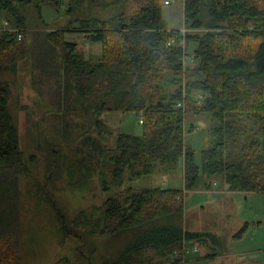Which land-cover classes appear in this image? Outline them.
I'll use <instances>...</instances> for the list:
<instances>
[{
	"label": "trees",
	"instance_id": "trees-1",
	"mask_svg": "<svg viewBox=\"0 0 264 264\" xmlns=\"http://www.w3.org/2000/svg\"><path fill=\"white\" fill-rule=\"evenodd\" d=\"M15 1L34 4L39 18L42 3L51 2L57 9L61 2ZM83 1L67 0L65 12L70 14ZM87 2L116 4L117 9L105 18L75 15L63 27L43 32L28 29L27 17L14 0H0L10 23L0 28V67L15 68L29 56L32 67L53 80L56 95L75 89L97 115L132 110L142 118L140 133L117 131L112 146L96 143L101 165L120 188L101 204L79 210L74 224L91 234L123 235L118 255L108 264L169 260L176 252L179 260L185 242L217 244L214 232L182 226V198L199 185L211 188L215 178L227 190L264 191V0H183L184 23L205 27L201 33L184 34L165 24V0ZM74 30L100 43L99 56L88 58L77 51V41L67 36ZM183 39L196 43L190 53ZM187 56L190 61L185 62ZM194 90L203 95L200 103L192 96ZM8 94L7 84L0 83V264H20L18 177L32 156L25 157L19 146L17 126L7 110ZM186 110L210 113L214 121L199 162L184 139ZM180 158L182 188L122 185L125 171L132 180L158 165L176 167ZM246 227L244 222L235 235ZM51 264H69V259L61 256Z\"/></svg>",
	"mask_w": 264,
	"mask_h": 264
},
{
	"label": "rangeland",
	"instance_id": "rangeland-1",
	"mask_svg": "<svg viewBox=\"0 0 264 264\" xmlns=\"http://www.w3.org/2000/svg\"><path fill=\"white\" fill-rule=\"evenodd\" d=\"M167 1L162 8L167 26L179 27L183 34L205 30L204 26L192 28L184 23L183 0ZM14 3L27 17L28 29L43 32L63 27L75 15L105 18L117 9L116 4L89 6L84 0L68 14L67 0H61L57 9L51 2L42 3L39 18L34 4L15 0ZM5 16L0 10L1 29L10 27ZM204 19L207 21L208 17ZM67 36L77 41L76 49L84 56H99L98 41L86 39L78 30L68 32ZM182 44L190 53L196 43L183 39ZM188 59L187 56L185 62ZM32 66L27 56L19 59L15 68L0 67V83L5 82L9 89L7 110L17 126L19 146L25 157L32 156L27 161V170L18 177L16 240L20 264H51L61 256H66L69 264H108L118 255L123 235L91 234L75 225L73 219L79 210L101 204L120 188L113 183L107 167L101 165V155L94 150L96 143L112 146L117 131L140 133L141 116L132 110L114 109L97 115L86 107L75 89L68 88L62 97L56 95L53 80ZM192 96L203 97L198 90ZM180 105L185 108L183 102ZM213 123L210 113L185 111L184 139L194 149L197 162L200 149L212 137L209 128ZM178 164L158 165L152 172L132 180L127 179L125 171L122 185L182 188V179L178 177L182 158ZM208 189L199 185L184 192L181 223L186 229L214 232L219 242H185V253L179 260H175L176 252L169 260L155 257L146 264H256L264 259V191L227 190L219 178ZM244 222H247L245 230L235 235ZM214 250L220 253L205 257Z\"/></svg>",
	"mask_w": 264,
	"mask_h": 264
},
{
	"label": "crops",
	"instance_id": "crops-1",
	"mask_svg": "<svg viewBox=\"0 0 264 264\" xmlns=\"http://www.w3.org/2000/svg\"><path fill=\"white\" fill-rule=\"evenodd\" d=\"M179 165V164H178ZM160 166H162V165H160ZM179 174H178V177L180 176L181 177V179H182V183H183V160H182V165H181V167L179 168ZM166 181H167V186H168V180L166 179ZM173 181H175V179H173ZM183 185V184H182ZM168 187H176V188H179V187H177V186H168ZM208 190H211V188L210 189H208ZM213 190V189H212ZM190 191V190H189Z\"/></svg>",
	"mask_w": 264,
	"mask_h": 264
},
{
	"label": "built area",
	"instance_id": "built-area-1",
	"mask_svg": "<svg viewBox=\"0 0 264 264\" xmlns=\"http://www.w3.org/2000/svg\"><path fill=\"white\" fill-rule=\"evenodd\" d=\"M167 1V0H166ZM200 97V96H199ZM197 101H199V99H197ZM179 105L181 104L180 102L178 103ZM139 120H140V122L142 121V118L141 117H139Z\"/></svg>",
	"mask_w": 264,
	"mask_h": 264
}]
</instances>
